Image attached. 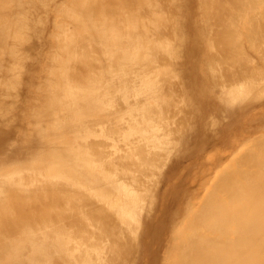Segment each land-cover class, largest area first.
I'll list each match as a JSON object with an SVG mask.
<instances>
[{"label": "bare ground", "instance_id": "bare-ground-1", "mask_svg": "<svg viewBox=\"0 0 264 264\" xmlns=\"http://www.w3.org/2000/svg\"><path fill=\"white\" fill-rule=\"evenodd\" d=\"M0 264H264V0H0Z\"/></svg>", "mask_w": 264, "mask_h": 264}]
</instances>
